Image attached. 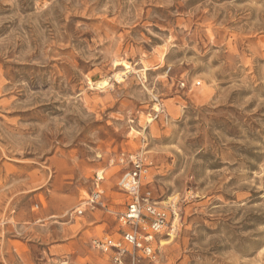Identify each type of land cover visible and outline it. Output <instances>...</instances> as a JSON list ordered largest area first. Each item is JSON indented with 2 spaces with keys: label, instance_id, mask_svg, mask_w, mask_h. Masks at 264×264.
Masks as SVG:
<instances>
[{
  "label": "rangeland",
  "instance_id": "1",
  "mask_svg": "<svg viewBox=\"0 0 264 264\" xmlns=\"http://www.w3.org/2000/svg\"><path fill=\"white\" fill-rule=\"evenodd\" d=\"M137 153L178 219L134 264H264V0H0V264H113Z\"/></svg>",
  "mask_w": 264,
  "mask_h": 264
},
{
  "label": "built area",
  "instance_id": "2",
  "mask_svg": "<svg viewBox=\"0 0 264 264\" xmlns=\"http://www.w3.org/2000/svg\"><path fill=\"white\" fill-rule=\"evenodd\" d=\"M199 84L197 83V86ZM155 120L166 123L168 116L160 108V111H154L151 121ZM119 163L130 167L122 173L117 183L118 189L126 197L125 210L118 215L122 232L119 239L110 237L95 239L91 242V247L103 255H110L113 264H123V258L126 256L131 259L132 264L137 257L154 260L157 238L163 234L169 235L168 233L175 229V222L178 219L176 204L172 202L167 207H159L149 190L142 191L141 181L145 173V163L140 153L127 156L122 154ZM100 197V192H93L83 204L88 207L98 204ZM82 212L79 209L75 211L77 215H81Z\"/></svg>",
  "mask_w": 264,
  "mask_h": 264
},
{
  "label": "bare ground",
  "instance_id": "3",
  "mask_svg": "<svg viewBox=\"0 0 264 264\" xmlns=\"http://www.w3.org/2000/svg\"><path fill=\"white\" fill-rule=\"evenodd\" d=\"M118 65H122V64H119V63H117L116 64V66H118ZM124 67H125V70H129V71H126V72H123L122 74L124 75V74H126V73H128V72H130V67L129 66H127V65H124ZM146 69H143L142 71L144 72ZM116 77V76H115ZM107 83V82H106ZM90 85H92L93 87L95 86V88L94 89H103L104 88V82H100V83H95V84H91L90 83ZM108 85V84H107ZM154 111H156V112H158V111H160L157 107H154Z\"/></svg>",
  "mask_w": 264,
  "mask_h": 264
}]
</instances>
